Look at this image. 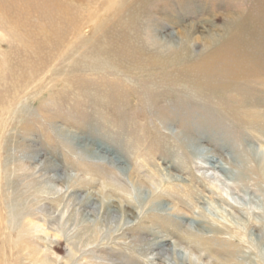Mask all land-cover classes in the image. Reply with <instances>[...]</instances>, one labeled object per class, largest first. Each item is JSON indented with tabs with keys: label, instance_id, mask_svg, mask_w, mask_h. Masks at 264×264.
I'll list each match as a JSON object with an SVG mask.
<instances>
[{
	"label": "rangeland",
	"instance_id": "obj_1",
	"mask_svg": "<svg viewBox=\"0 0 264 264\" xmlns=\"http://www.w3.org/2000/svg\"><path fill=\"white\" fill-rule=\"evenodd\" d=\"M262 64L264 0H0V264H264Z\"/></svg>",
	"mask_w": 264,
	"mask_h": 264
},
{
	"label": "bare ground",
	"instance_id": "obj_2",
	"mask_svg": "<svg viewBox=\"0 0 264 264\" xmlns=\"http://www.w3.org/2000/svg\"><path fill=\"white\" fill-rule=\"evenodd\" d=\"M264 66V64H262ZM256 67V66H254ZM258 67H260V65H258ZM186 69H197L199 67H193V68H188L187 66L185 67ZM200 69V68H199ZM202 69V68H201ZM250 69V72H245V73H242L244 77H246L248 79V81L250 82V79L253 78L254 76H257L258 78L257 79H262L263 77L259 74H263L264 73V70H261V69H257V68H249ZM235 76L238 75L237 72H234L233 73ZM241 76V75H240ZM256 79V78H255ZM264 79V78H263ZM264 81V80H263ZM254 82V81H252Z\"/></svg>",
	"mask_w": 264,
	"mask_h": 264
}]
</instances>
